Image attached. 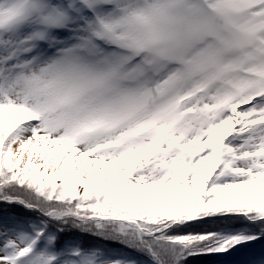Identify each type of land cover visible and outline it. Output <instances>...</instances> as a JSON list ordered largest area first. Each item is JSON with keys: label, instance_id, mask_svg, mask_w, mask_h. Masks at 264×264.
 <instances>
[{"label": "snow or ice", "instance_id": "obj_1", "mask_svg": "<svg viewBox=\"0 0 264 264\" xmlns=\"http://www.w3.org/2000/svg\"><path fill=\"white\" fill-rule=\"evenodd\" d=\"M264 264V0H0V264Z\"/></svg>", "mask_w": 264, "mask_h": 264}, {"label": "trees", "instance_id": "obj_2", "mask_svg": "<svg viewBox=\"0 0 264 264\" xmlns=\"http://www.w3.org/2000/svg\"><path fill=\"white\" fill-rule=\"evenodd\" d=\"M190 264H211V261L210 258H193Z\"/></svg>", "mask_w": 264, "mask_h": 264}, {"label": "rangeland", "instance_id": "obj_3", "mask_svg": "<svg viewBox=\"0 0 264 264\" xmlns=\"http://www.w3.org/2000/svg\"><path fill=\"white\" fill-rule=\"evenodd\" d=\"M207 263H209V262H207Z\"/></svg>", "mask_w": 264, "mask_h": 264}]
</instances>
